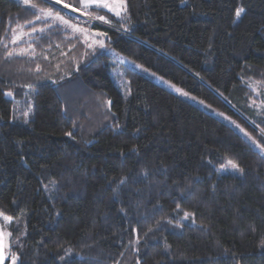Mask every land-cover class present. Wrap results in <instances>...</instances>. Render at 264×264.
<instances>
[{
  "label": "trees",
  "instance_id": "trees-1",
  "mask_svg": "<svg viewBox=\"0 0 264 264\" xmlns=\"http://www.w3.org/2000/svg\"><path fill=\"white\" fill-rule=\"evenodd\" d=\"M124 1L82 19L62 7L80 0H0L7 256L264 264V0Z\"/></svg>",
  "mask_w": 264,
  "mask_h": 264
},
{
  "label": "rangeland",
  "instance_id": "rangeland-1",
  "mask_svg": "<svg viewBox=\"0 0 264 264\" xmlns=\"http://www.w3.org/2000/svg\"><path fill=\"white\" fill-rule=\"evenodd\" d=\"M51 1H55V0H51ZM110 3H115V6L118 8V10H120V14L121 13H124L125 11V1L124 0H109ZM64 7V6H62ZM104 10H107L108 9H104ZM65 12H67L68 14H71L72 16L74 17H77V18H82V19H86L87 17L85 16V14H82L80 11H77V10H74V9H70V7H68L67 9L64 10ZM110 12V11H109ZM114 13V12H112ZM18 31L17 29L14 30V36H13V39L14 41L16 42L17 41V34H18ZM85 39L86 40H91L93 42H96L94 39H92L89 35H85ZM98 43V42H97ZM105 48L106 52L110 53L113 57H115L116 55L119 57L120 59V63H122L123 65H128L130 66V62L128 60H126L122 55H119L117 54L116 52H114L113 50H110L109 48L107 47H103ZM136 65V64H135ZM137 68H136V71H138L139 73H141L142 75L150 78L151 80H153L154 82H156L157 84L163 86L164 88L172 91L173 93H177L179 95H181L182 97H185L187 99H189V101L199 107H204L205 105L197 98L187 94V95H184V91L177 87L176 85L172 84L171 82H168L160 77H158L157 75H155L154 73L142 68L141 66L139 65H136ZM120 74L121 72H117V83L122 85V82L120 81ZM177 89H180L181 91H177ZM215 116H218L222 119H226V117L217 112V111H214L213 112ZM10 221L9 220H6L2 215H0V264H4L6 259H9L10 258V263L9 264H15V261L14 259H11V257L7 256V249H6V243H7V237H8V230L5 229V227H8ZM5 230V232H4ZM6 264V263H5Z\"/></svg>",
  "mask_w": 264,
  "mask_h": 264
},
{
  "label": "snow or ice",
  "instance_id": "snow-or-ice-1",
  "mask_svg": "<svg viewBox=\"0 0 264 264\" xmlns=\"http://www.w3.org/2000/svg\"><path fill=\"white\" fill-rule=\"evenodd\" d=\"M22 2L25 5H30L31 0H22ZM55 2L57 4L61 3V0H55ZM95 7V9L99 10V9H108V11L110 12H114V14L116 16H120V10H118V8L115 6V3H110L109 0H80V8L83 10L82 14H89L91 15L88 10L92 7ZM31 7H36L35 4H31ZM64 7L67 8L69 7V5L64 4ZM75 10V9H74ZM40 11H44V9H40ZM244 11L243 8H237L235 11V16L237 18L240 17L241 13ZM48 15H51V10L48 11L47 13ZM57 18L59 20H61L65 25H68L69 27H71L73 29V31H79V32H86V29L80 28L78 25H73L70 24V22L68 20H65L63 16H59L57 15ZM37 19H40L39 16H37ZM91 19H95V20H99L105 24H110L111 22L106 18V16L104 15H95V16H91ZM35 30V29H34ZM98 35H105V33H98ZM101 47H103V45L101 44ZM177 91H181L180 89H177ZM9 95H11V93H8ZM184 95H187V93H184ZM26 115V113H25ZM70 135V133H69ZM259 146V145H258ZM228 164L233 168V169H238V165L236 163H234L233 161L229 160ZM124 180H121L120 183H124ZM187 213H185V216L187 217ZM6 220L10 219L9 217H5ZM2 258V257H0Z\"/></svg>",
  "mask_w": 264,
  "mask_h": 264
},
{
  "label": "water",
  "instance_id": "water-1",
  "mask_svg": "<svg viewBox=\"0 0 264 264\" xmlns=\"http://www.w3.org/2000/svg\"><path fill=\"white\" fill-rule=\"evenodd\" d=\"M53 4V3H52Z\"/></svg>",
  "mask_w": 264,
  "mask_h": 264
}]
</instances>
